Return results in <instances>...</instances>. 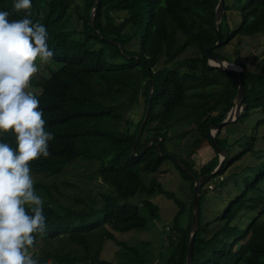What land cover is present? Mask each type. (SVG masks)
<instances>
[{"label": "trees", "instance_id": "trees-1", "mask_svg": "<svg viewBox=\"0 0 264 264\" xmlns=\"http://www.w3.org/2000/svg\"><path fill=\"white\" fill-rule=\"evenodd\" d=\"M31 2L30 18L45 26L51 59L61 64L48 77L36 75L29 83L40 101L46 127L55 130L50 151L30 162L34 186L46 195L48 214L46 228L37 233L32 248L54 264H118L101 258L105 242L113 241L128 256L119 264H146L147 243L128 245L117 241L114 232L147 228L160 220L159 207L148 198L140 204L124 200L138 192L174 198L154 177L147 185L141 179L142 171L154 173L165 160L173 163L191 189L190 173L200 176L217 166L209 128L226 117L238 80L210 65L206 48L219 34L222 42L212 52L234 63L219 49L236 37L264 32V0H224L218 34L214 28L218 0ZM0 10H8L10 19L25 14L12 8V0H0ZM239 65L245 88L242 111L236 121L215 133L228 158L213 179L223 187L230 184L229 202L222 199L225 206L210 221H201L199 210L191 264H264V132H260L264 127V57L257 70L248 69L242 61ZM150 80L151 107L136 141ZM141 103L142 115L135 120ZM256 116L247 127L245 120ZM241 125L247 128L239 131ZM229 129L237 130L236 138ZM3 138L13 143L10 133ZM171 140L180 152L170 150ZM203 144L214 155L197 168L194 155ZM133 147L135 155L131 156ZM236 161L239 169L226 174ZM80 162L95 165L84 175L86 179H100L108 188L93 195L78 184L63 182L70 190H61L57 180L69 165L80 166ZM211 181L201 186L200 205L204 187ZM174 201L181 209L170 223L165 264H186L191 202L188 222L183 225V204Z\"/></svg>", "mask_w": 264, "mask_h": 264}, {"label": "clouds", "instance_id": "clouds-1", "mask_svg": "<svg viewBox=\"0 0 264 264\" xmlns=\"http://www.w3.org/2000/svg\"><path fill=\"white\" fill-rule=\"evenodd\" d=\"M31 7V0H12L15 11L24 10L19 19L0 10V264H54L32 248L48 214L30 162L50 151L55 130L46 127L40 101L29 90L39 65L53 55L45 26L30 18ZM9 133L13 143L3 138Z\"/></svg>", "mask_w": 264, "mask_h": 264}, {"label": "rangeland", "instance_id": "rangeland-1", "mask_svg": "<svg viewBox=\"0 0 264 264\" xmlns=\"http://www.w3.org/2000/svg\"><path fill=\"white\" fill-rule=\"evenodd\" d=\"M264 32L257 33L252 37H236L230 41L227 45L219 49L220 53H223L233 60L236 69L242 70L239 62L242 61L246 64L248 69L257 70L259 67L260 60L264 57ZM39 64V62L37 61ZM61 64L53 61L51 58L48 62L43 65H39L38 71L33 74L32 77L36 75H43L48 77L53 71L58 69ZM29 90L34 91L35 89L29 85ZM143 103L140 104L139 109L136 112L135 120L139 119L142 115ZM258 117L247 118L245 120L246 126H250ZM241 125L239 131L245 129ZM231 128V127H229ZM230 133H234L236 138L238 135L237 130L233 131L229 129ZM260 132H264V127L260 129ZM226 128L222 129L220 134V139L225 140ZM170 150L180 152L177 147V142L174 140L170 141ZM237 150L234 149L233 153ZM184 155V154H183ZM214 155L212 148L208 144H203L201 149L197 151L194 155L196 160V167L199 168L200 165L207 162ZM80 166L69 165L66 168V172L57 180V183L61 190H70L66 186L62 185L63 182L78 184L84 191L91 190L94 195L98 189H107L108 185L103 181L95 179H86L84 175L90 174L95 165H88L87 163L80 162ZM239 161L234 162L230 166L226 174L232 171H237L239 168ZM154 177L160 182L161 187L174 195V198L178 199L183 204V215L181 216V223L186 225L188 222L189 204L192 200V189L190 182L184 180L179 172L175 169L173 163L170 160H165L159 170L154 173L141 172L142 182L147 185V183ZM220 180V177L219 179ZM213 188H205V193L200 205L201 221H210L215 214H219L221 209L225 206L221 200L225 199V204L229 202L228 194L230 184H226L224 187L220 186V183L212 178L210 183ZM74 189V188H73ZM148 198L153 201L159 207V221L150 222L148 227L143 230H134L128 232H114V236L117 241L125 242L128 245H137L142 242H146L148 249L147 255L148 259L146 264H165L167 258V251L164 246L168 244V233L171 231V220L175 213L181 209L178 207L174 198H168L160 193H155L153 195L143 194L142 192L136 193L132 197L126 198L124 201L130 204H140L142 199ZM41 243V241H40ZM119 245H116L113 241H106L101 252V258L113 261L115 263H121V261L127 258ZM132 264H135L132 262Z\"/></svg>", "mask_w": 264, "mask_h": 264}, {"label": "water", "instance_id": "water-1", "mask_svg": "<svg viewBox=\"0 0 264 264\" xmlns=\"http://www.w3.org/2000/svg\"><path fill=\"white\" fill-rule=\"evenodd\" d=\"M98 2V0H96V3ZM224 10V0H218V3L216 5V9H215V23H214V28L217 31L218 34V24L221 20V16ZM95 14V9L91 10V14H90V19L91 21L93 20V16ZM222 40L221 37L218 34V38L217 41L212 44L209 45L206 48L207 54H208V63L214 67H218L220 70L226 71L231 73L237 80H238V85H237V92L235 97L231 100L232 102V107L230 108L229 112L227 113L226 117L220 121L219 123L216 124H212L209 128V134H210V141L211 144L213 146V148L215 149V151L218 154V164L217 166L209 173L200 175V176H194L192 173H190V171L182 164V162L169 154V156L179 165L181 166L184 170H186L187 172H189L192 177H193V185H192V201H191V233H190V238H189V243H188V249H187V254H186V264H191V253H192V248H193V243H194V237L196 234V231L198 230L199 227V217H200V201H199V194H200V189L201 186L207 182L208 180L212 179L216 174H218L226 159L228 158V152L224 149H222L221 147H219V145L217 144L216 140H215V133L222 128L223 126L232 123L234 121L237 120V118L239 117L241 111H242V105H243V100H244V94H245V88H244V84H243V79L241 77V69L240 70H236L231 68V64L230 62L223 60L221 58H219L218 56H216L212 50L218 46H220ZM152 88H153V81L150 80L149 81V98H148V102H147V107H146V111H145V115L142 121V124L137 132L136 135V141L142 131V128L144 126V123L148 117L149 111H150V107H151V100H152ZM161 139V138H160ZM159 139V140H160ZM151 143V142H150ZM149 143V144H150ZM159 145V141L157 142ZM148 144V145H149ZM147 145V146H148ZM145 146V148L147 147ZM144 148V149H145ZM144 151V150H143ZM134 147L132 148L131 151V156H134ZM161 153L160 150L158 148V158L161 157Z\"/></svg>", "mask_w": 264, "mask_h": 264}, {"label": "built area", "instance_id": "built-area-1", "mask_svg": "<svg viewBox=\"0 0 264 264\" xmlns=\"http://www.w3.org/2000/svg\"><path fill=\"white\" fill-rule=\"evenodd\" d=\"M220 179H222V177L220 176ZM207 187H209L210 189H212L213 188V185H211V184H208V186Z\"/></svg>", "mask_w": 264, "mask_h": 264}, {"label": "bare ground", "instance_id": "bare-ground-1", "mask_svg": "<svg viewBox=\"0 0 264 264\" xmlns=\"http://www.w3.org/2000/svg\"><path fill=\"white\" fill-rule=\"evenodd\" d=\"M230 66H231V68L236 69V68L234 67V66H235L234 64H231ZM236 70H237V69H236Z\"/></svg>", "mask_w": 264, "mask_h": 264}]
</instances>
